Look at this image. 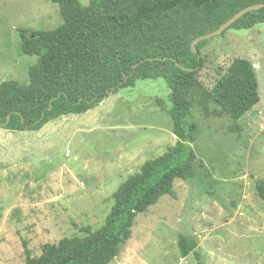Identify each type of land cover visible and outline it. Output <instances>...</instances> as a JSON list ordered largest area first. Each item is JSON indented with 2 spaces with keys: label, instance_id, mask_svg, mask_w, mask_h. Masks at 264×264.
Returning <instances> with one entry per match:
<instances>
[{
  "label": "rangeland",
  "instance_id": "rangeland-1",
  "mask_svg": "<svg viewBox=\"0 0 264 264\" xmlns=\"http://www.w3.org/2000/svg\"><path fill=\"white\" fill-rule=\"evenodd\" d=\"M62 23L51 0H0V85L29 84L38 63L22 53L19 29L50 31ZM201 57L200 80L209 89L235 59L252 62L261 101L239 122L193 110L187 121L200 127L196 179L177 180L175 196L139 214L111 264H197L194 253L182 258L181 235L198 242L204 264H264V202L256 191L264 180V24L209 39ZM170 94L165 79L138 80L39 131L0 126V264H24V240L38 257L45 244L83 236L81 227L100 228L120 185L178 141Z\"/></svg>",
  "mask_w": 264,
  "mask_h": 264
},
{
  "label": "trees",
  "instance_id": "trees-1",
  "mask_svg": "<svg viewBox=\"0 0 264 264\" xmlns=\"http://www.w3.org/2000/svg\"><path fill=\"white\" fill-rule=\"evenodd\" d=\"M51 2L60 8L59 28L19 29L22 53L39 59L29 70V84L0 85L1 127L39 131L54 120L88 112L138 80L165 79L171 90L172 108L167 112L178 141L120 185L104 224L95 230L81 227L83 236L45 244L38 257H31L23 241L24 264H111L132 238L139 214L162 197L175 196L177 180L196 179L198 156L193 145L200 127L187 121L193 110L205 119L239 122L260 103L252 62L235 59L209 89L200 80L205 66L201 53L208 40L196 45V53L192 43L264 0H91L88 6L79 0ZM260 24L264 8L248 12L229 29L249 30ZM256 191L264 202V180L256 182ZM178 245L182 258L194 253L197 264H204L196 240L181 235Z\"/></svg>",
  "mask_w": 264,
  "mask_h": 264
},
{
  "label": "water",
  "instance_id": "water-1",
  "mask_svg": "<svg viewBox=\"0 0 264 264\" xmlns=\"http://www.w3.org/2000/svg\"><path fill=\"white\" fill-rule=\"evenodd\" d=\"M264 8V4H259V5H256V6H251V7H248L244 10H242L241 12H239L237 15H235L232 19H230L227 23H225L224 25H222L218 30H216L215 32H212V33H209V34H206L204 36H201L199 37L198 39H196L193 43H192V48L194 50V52L196 53L197 52V49H196V45L199 43V42H202L204 40H209L211 38H214L216 36H219V35H222L225 31H227L233 24H235L242 16H244L245 14H247L248 12L250 11H253V10H259V9H262ZM140 65L137 64L135 66V68Z\"/></svg>",
  "mask_w": 264,
  "mask_h": 264
}]
</instances>
